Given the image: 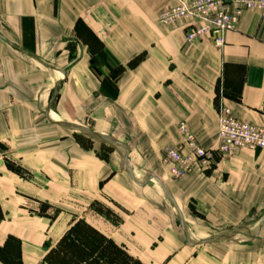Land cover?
<instances>
[{
  "label": "crops",
  "instance_id": "crops-1",
  "mask_svg": "<svg viewBox=\"0 0 264 264\" xmlns=\"http://www.w3.org/2000/svg\"><path fill=\"white\" fill-rule=\"evenodd\" d=\"M181 1L0 0V248L17 239L19 264H49L47 242L80 220L142 264H264V151L180 180L161 166L167 149L190 152L181 123L212 147L223 106L264 127V14H246L223 48L189 44L185 22L158 21ZM92 138L110 144L108 162ZM70 190L119 222L24 205Z\"/></svg>",
  "mask_w": 264,
  "mask_h": 264
},
{
  "label": "built area",
  "instance_id": "built-area-1",
  "mask_svg": "<svg viewBox=\"0 0 264 264\" xmlns=\"http://www.w3.org/2000/svg\"><path fill=\"white\" fill-rule=\"evenodd\" d=\"M264 14V0H191L181 1L175 7L163 10L158 17L161 25L186 23V41L189 44L212 39L218 48L225 46V34L236 32L249 12ZM180 133L185 147L165 151L164 163L176 179H182L195 170L217 174V157L233 156L237 151H264V127L237 119L232 110L223 106L219 111L218 133L210 148L199 145L186 123H181Z\"/></svg>",
  "mask_w": 264,
  "mask_h": 264
},
{
  "label": "trees",
  "instance_id": "trees-1",
  "mask_svg": "<svg viewBox=\"0 0 264 264\" xmlns=\"http://www.w3.org/2000/svg\"><path fill=\"white\" fill-rule=\"evenodd\" d=\"M92 65L94 69V62ZM5 254L0 248L3 262L11 264ZM45 260L49 264H142L83 220L66 232Z\"/></svg>",
  "mask_w": 264,
  "mask_h": 264
},
{
  "label": "rangeland",
  "instance_id": "rangeland-1",
  "mask_svg": "<svg viewBox=\"0 0 264 264\" xmlns=\"http://www.w3.org/2000/svg\"><path fill=\"white\" fill-rule=\"evenodd\" d=\"M93 139V138H92ZM83 145L86 148H93L95 147L98 150L99 156L105 160L106 162L109 161V158L112 154V148H110L108 145L110 144H104L105 142H102L98 139H93L92 142L89 139L82 140ZM116 148V147H113ZM167 151V150H166ZM4 149L2 146H0V153H4ZM165 151L163 152L162 159H161V166L165 172L168 173V176L171 180H180L176 179L171 171L170 168L164 163L163 156ZM120 163L122 162V158L119 159ZM11 164H13V167L15 166L17 170L19 169V172H22V175L25 177H30L31 174L29 171L22 169L19 165H15L12 161ZM121 165V164H120ZM79 192L70 190V194L64 196V200H58V204H50L48 201H37L34 199L27 200L24 204L27 208L28 213L31 216L34 217H46L47 220H55L56 217L60 215V212L62 210H65L66 214L70 217H78L83 214V208L86 209V213L88 214H100L103 217L111 220L113 223L119 222V217L115 215L112 210H110L107 206H104L101 203H96L92 200L91 197L87 196L86 199L84 197H79ZM83 196V195H82ZM54 201V200H53ZM63 202V204H61ZM243 239H246L245 236H242ZM248 241V240H247ZM47 245L52 247L53 245H57L55 241H49L47 242ZM6 260L11 264H18V250L20 247V243L17 239H12L8 241L6 245Z\"/></svg>",
  "mask_w": 264,
  "mask_h": 264
},
{
  "label": "water",
  "instance_id": "water-1",
  "mask_svg": "<svg viewBox=\"0 0 264 264\" xmlns=\"http://www.w3.org/2000/svg\"><path fill=\"white\" fill-rule=\"evenodd\" d=\"M87 131V130H86ZM103 139H105V138H103ZM105 140H107V141H109V142H111V143H116V142H114V141H112V140H109V139H105ZM116 144H118V143H116Z\"/></svg>",
  "mask_w": 264,
  "mask_h": 264
}]
</instances>
